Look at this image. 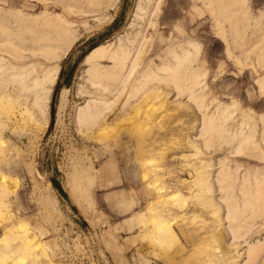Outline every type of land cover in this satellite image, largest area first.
Wrapping results in <instances>:
<instances>
[{"label": "rangeland", "instance_id": "obj_1", "mask_svg": "<svg viewBox=\"0 0 264 264\" xmlns=\"http://www.w3.org/2000/svg\"><path fill=\"white\" fill-rule=\"evenodd\" d=\"M155 2L0 0V264H264V0Z\"/></svg>", "mask_w": 264, "mask_h": 264}, {"label": "bare ground", "instance_id": "obj_2", "mask_svg": "<svg viewBox=\"0 0 264 264\" xmlns=\"http://www.w3.org/2000/svg\"><path fill=\"white\" fill-rule=\"evenodd\" d=\"M156 4H157V0L154 4L153 9H157ZM28 26L29 25H26V24H23V25L19 24V25L15 26L16 27L15 29L12 28V30H16L17 28L19 29L22 27L29 29ZM61 29H62V27H61ZM49 34L50 35L54 34V30H53V32H49ZM14 39L17 41V43L19 45L22 44L21 48L23 51H30V52L28 54L23 55L22 59L19 61L7 59L5 61V63H6L5 66H3V64L1 63V60H4L5 58L0 59V70L1 69H3V70L20 69L21 72L19 74H17V73L12 74L14 77H16V76L19 77V83H21V87L18 89V92L21 93L22 95H24L25 97L30 98V100H32V101L34 100V102H35L38 100L40 95L45 97L48 94L49 88L55 79L56 68L54 66L47 67V64L49 63V61H51V59H50L51 57H50V55L45 56L43 54V50H46L45 53L52 52V59L55 57V55L53 54V50H52L54 47L53 42L55 40V36H53V37H51V36L42 37V39L44 41H43L41 46H39L40 43H38V46L31 45L35 42L40 41V39H41L40 37L36 38V36H32L30 38H27L31 44H25L23 39L20 37L19 38L14 37ZM37 39H39V40H37ZM59 43H60V41H59ZM65 44H66L65 42H62L60 44L59 48L62 50H65ZM109 45H110L109 43L108 44L107 43H99L98 45L94 46L92 49H90L84 55L83 62L88 64V65L94 66L93 64L96 63L97 58L99 56L103 55V53H105V50H106L107 46H109ZM192 47L196 48L197 46L192 44ZM195 48H194V50H195ZM128 52L129 51H126L125 53L127 54ZM41 54H43V55H41ZM190 54H191V51L186 49L184 51V53L182 54L181 58L186 59ZM174 57L176 59L180 58V56L177 57V55H175ZM132 65H131L130 69H135V65L134 64H132ZM156 68L161 69L162 67H160V64H157ZM149 74H151V73H148L147 75H149ZM94 84H98V83L94 82ZM101 88L104 90L105 87L101 86ZM261 88H262V84H261L260 89ZM262 89H264V87ZM62 98H64V97H62ZM63 102H64V100H63ZM221 108H224V107H220V109ZM223 111L221 112V114H224ZM101 113L102 112H101V110H99V108H98V110H96L94 112V114L96 116H99ZM91 117H93V116H91ZM208 121H210V119ZM240 130H241V128H240ZM250 135H251L250 132L247 135H246V133L241 132L239 137L247 139V137ZM3 178L4 177L0 178V182L4 181ZM206 185L208 187L207 182H206ZM260 243H261L260 241H255L254 243H249L247 245V252H249L252 249H255L257 246H259Z\"/></svg>", "mask_w": 264, "mask_h": 264}]
</instances>
